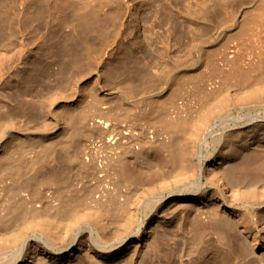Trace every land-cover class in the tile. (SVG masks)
<instances>
[{"label":"rangeland","instance_id":"rangeland-1","mask_svg":"<svg viewBox=\"0 0 264 264\" xmlns=\"http://www.w3.org/2000/svg\"><path fill=\"white\" fill-rule=\"evenodd\" d=\"M262 8L264 0H0V220L34 206L52 215L61 195L76 194L81 210H92L103 195L98 214L114 222L102 232L121 230L118 207L134 194L125 180L146 172L130 154L153 131L140 99L158 81L165 87L164 79L138 73L170 72L173 84L161 101L171 115L193 111L214 82L238 92L240 74L258 60ZM111 138H122L116 148ZM161 145L153 143L154 164ZM32 179L39 197L26 203ZM165 210L149 223L166 253L159 226ZM140 245L129 242L101 264H123ZM163 254L142 264L167 261ZM81 256L77 246L62 260Z\"/></svg>","mask_w":264,"mask_h":264},{"label":"bare ground","instance_id":"bare-ground-1","mask_svg":"<svg viewBox=\"0 0 264 264\" xmlns=\"http://www.w3.org/2000/svg\"><path fill=\"white\" fill-rule=\"evenodd\" d=\"M260 13L258 26H263V8ZM258 44L256 65L240 74L238 92L224 93L223 86L214 82L197 107L184 115L169 114L163 103L173 84L169 71L139 72L142 77L164 79L165 87L158 81L155 90L140 99L148 105L145 119L153 131L145 146L130 154L146 172L125 180L134 194L124 197L118 207L123 212L118 218L121 230L102 232L114 222L110 215L98 214L103 195L94 200L92 210H81L76 194L64 201L61 195L52 215L42 216L43 210L35 206L32 212L11 209L0 220V230L7 235H0V264H46L51 258L52 264H65L62 259L77 246L82 256L68 264H101L103 255L116 254L134 241L141 245L127 254L130 257L123 264L153 262L161 253L170 259L159 264H264V37ZM96 124L105 127L107 123L97 120ZM120 140L111 138L108 146L114 148ZM158 140L163 147L154 164L148 157ZM59 172V167H53L54 176ZM32 180L27 181L26 203L39 197ZM162 207L166 210L160 238L168 253L162 252L154 236L158 228L149 223ZM10 223L16 224L8 230ZM206 233L211 236L205 238Z\"/></svg>","mask_w":264,"mask_h":264}]
</instances>
